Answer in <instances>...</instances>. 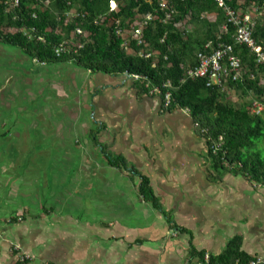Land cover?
Masks as SVG:
<instances>
[{
  "label": "crops",
  "instance_id": "1",
  "mask_svg": "<svg viewBox=\"0 0 264 264\" xmlns=\"http://www.w3.org/2000/svg\"><path fill=\"white\" fill-rule=\"evenodd\" d=\"M23 56L0 44V264H195L235 238L264 258V186L214 170L191 116L71 63L12 81Z\"/></svg>",
  "mask_w": 264,
  "mask_h": 264
},
{
  "label": "trees",
  "instance_id": "2",
  "mask_svg": "<svg viewBox=\"0 0 264 264\" xmlns=\"http://www.w3.org/2000/svg\"><path fill=\"white\" fill-rule=\"evenodd\" d=\"M110 1H116V11L110 12ZM229 4L240 13L251 6L264 11V0H231ZM73 10L76 15L70 17ZM148 15L152 19L144 30L142 49H150L154 55L143 59L124 50L122 43L125 32ZM223 25L227 26L225 32ZM116 28L123 35L116 34ZM233 33L214 0H166L163 7L158 0H20L16 7L0 0V44L19 48L41 64L71 63L90 72L138 75L134 85L142 94H151L154 87L169 82L171 103L167 110H189L206 141L214 170L224 169V163L236 166V172L264 186V159L256 152V143L264 135V117L253 115L248 101L264 103V67L256 64L245 46H235L234 55L244 69L240 80L221 88L207 87L204 79L181 82L187 70L197 64V54L208 53L205 45L232 44ZM253 39L264 50L263 16L255 19ZM60 45L66 52L56 56L54 50ZM131 50L140 49L131 43ZM232 93L241 102H231ZM219 137L221 148L213 154ZM106 159L115 168L127 169L121 157L107 155ZM138 191L145 202L160 208L148 180L141 176ZM252 259L240 251V239L235 238L209 264H247Z\"/></svg>",
  "mask_w": 264,
  "mask_h": 264
},
{
  "label": "built area",
  "instance_id": "3",
  "mask_svg": "<svg viewBox=\"0 0 264 264\" xmlns=\"http://www.w3.org/2000/svg\"><path fill=\"white\" fill-rule=\"evenodd\" d=\"M50 0H45L48 3ZM219 8H221L226 17V22L231 25L234 29L232 34L233 43L227 44L219 42L215 47L210 44L204 46V51L208 53H198L197 54V64L187 70L185 74V79L181 80H197L204 79L206 81V86L223 87L227 82H236L242 78L244 69L242 67L241 60L238 56L234 55L235 46H245L253 55L257 65L264 67V50H262L259 45L253 39V30L255 27V19L261 17L264 11H260L257 6H251L244 13L235 11L229 2L231 0H214ZM160 7H163L166 0H158ZM20 3V0H1V4L11 7H16ZM117 3L116 1H110L109 10L110 12L116 11ZM70 15V14H68ZM76 15V14H75ZM73 15V16H75ZM152 17L150 15L145 16L141 19L137 27H132L130 31H126V39L122 43V48L127 52L134 55H138L143 59H149L154 55V52L150 49L143 50L144 45L143 33L148 23L151 21ZM117 23V22H116ZM222 31L227 30V26L223 25L221 27ZM81 30H77V34H81ZM116 34L123 35V32L116 28ZM131 43L135 44V47L139 48L138 52L131 50ZM56 56L66 52V48L63 45L56 47L54 50ZM43 65V63H42ZM128 76V75H127ZM133 81H138L140 77L138 75L128 76ZM252 79L253 76H252ZM171 85L169 82L163 84L161 88L154 87L151 90V95H157L163 107L167 109L171 103ZM250 104V112L255 116L264 115V103L258 101L257 99H248ZM174 110L182 112L190 116L189 110L187 108H178ZM196 127V125H195ZM204 132V130H202ZM222 145V138L219 137L218 143L212 148V153L215 154ZM211 256L204 253L198 259H195V264H209ZM247 264H264V258L254 257Z\"/></svg>",
  "mask_w": 264,
  "mask_h": 264
},
{
  "label": "rangeland",
  "instance_id": "4",
  "mask_svg": "<svg viewBox=\"0 0 264 264\" xmlns=\"http://www.w3.org/2000/svg\"><path fill=\"white\" fill-rule=\"evenodd\" d=\"M75 14H76L75 13V10H73L70 13L69 16L72 17ZM262 16L264 17V14H262ZM190 31H192V30H190ZM28 65L32 69H38V66L34 65V61L31 60L27 56H23L22 57V62L19 61V60H17V63H15V71H13L15 73V75H14V78H13L12 81H14L15 78H23V77H27V76L32 77L33 74L29 72V70H28V67L29 66ZM49 70H50V68H49ZM230 97H231L230 98L231 99V102H233V103L234 102H241V100H239L238 95L235 94V93H232ZM262 116L264 117V115H262ZM256 145H257L256 152H258L260 154V156L264 159V135H263V137L260 140H258V142L256 143Z\"/></svg>",
  "mask_w": 264,
  "mask_h": 264
}]
</instances>
